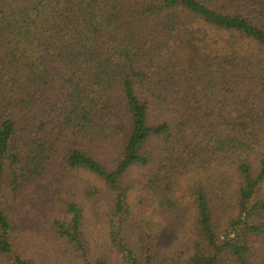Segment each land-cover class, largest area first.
<instances>
[{"label": "trees", "instance_id": "trees-1", "mask_svg": "<svg viewBox=\"0 0 264 264\" xmlns=\"http://www.w3.org/2000/svg\"><path fill=\"white\" fill-rule=\"evenodd\" d=\"M0 264H264V0H0Z\"/></svg>", "mask_w": 264, "mask_h": 264}, {"label": "rangeland", "instance_id": "rangeland-1", "mask_svg": "<svg viewBox=\"0 0 264 264\" xmlns=\"http://www.w3.org/2000/svg\"><path fill=\"white\" fill-rule=\"evenodd\" d=\"M90 234H92V239L94 240V250H97V248H99L100 250H105L106 249V245L104 243V239L101 241H98L100 239L99 235H102L99 230L97 229L96 233H95V229L94 232L92 230H90Z\"/></svg>", "mask_w": 264, "mask_h": 264}]
</instances>
